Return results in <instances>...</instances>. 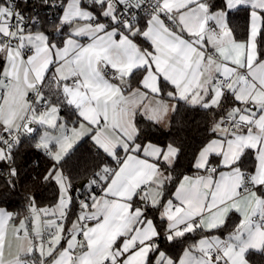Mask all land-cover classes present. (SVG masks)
Listing matches in <instances>:
<instances>
[{
  "label": "snow or ice",
  "instance_id": "1",
  "mask_svg": "<svg viewBox=\"0 0 264 264\" xmlns=\"http://www.w3.org/2000/svg\"><path fill=\"white\" fill-rule=\"evenodd\" d=\"M87 3L99 14L82 0L61 5L55 31L69 30L55 41L28 27L18 0H0L6 182L18 175L13 148L38 124L35 147L53 162L42 180L58 186L54 204L39 207L29 194L24 212L0 207V264H250L264 254V0H154L143 26L133 10L145 0ZM233 10L247 15L243 39ZM171 101L199 107L210 123L192 165L200 174L183 176L165 201L180 149L138 143L137 116L167 126ZM62 109L75 116L71 128ZM83 137L115 166L100 165L79 199L63 163ZM150 211L166 241L199 239L170 257ZM233 213L238 222L222 233Z\"/></svg>",
  "mask_w": 264,
  "mask_h": 264
},
{
  "label": "trees",
  "instance_id": "2",
  "mask_svg": "<svg viewBox=\"0 0 264 264\" xmlns=\"http://www.w3.org/2000/svg\"><path fill=\"white\" fill-rule=\"evenodd\" d=\"M64 3L67 0H62ZM85 5L87 0H82ZM95 11L99 9L94 6H89ZM146 16H139V23H142ZM231 26L236 29L237 38L243 39V31L247 24V15L245 12L233 10L230 17ZM58 19L50 21L44 16L39 25L31 27L32 31H43L55 41H62L64 34L68 32V28L64 27L63 32L57 33L55 25ZM261 58H264L262 56ZM51 75V73H49ZM231 102V97L228 98V103ZM177 107L170 116L169 126L162 127L159 124H154L148 121L143 115L138 114L137 124L141 129L140 139L138 143L152 141L160 145L168 143L174 144L180 149L179 154L175 160L173 168L170 170L174 177V182L166 185L167 195L166 199L173 192L179 179L188 173H192L194 157L206 139L209 138L208 115L199 107H194L186 104L184 101H177ZM60 117H63L67 122H72L75 116L67 109L60 111ZM37 140V133H25L21 135L19 143L12 150L13 162L12 166L16 168L18 175L13 178L14 186L7 183L8 177L0 175V207H4L13 212H24L27 195L31 194L35 197L36 203L39 207L54 204L58 196V186L55 182L46 183L42 180L43 175L52 165V160L44 149H37L35 143ZM253 157L250 155L245 160L246 166H251ZM108 163L113 165L114 161L106 157L102 152H98L90 137H83L77 141L73 148L66 155L63 163V171L71 178L72 189L71 194L75 198L76 195H86L89 191L87 182L83 187H79V183L91 177V175L102 165ZM0 166L5 170L8 169V162H0ZM98 191V190H97ZM78 210L76 203L72 206L71 218ZM149 216L154 218L161 230V237L159 239L160 248L166 252L177 255L180 250L189 242L194 240L197 235L187 234L185 238H177L176 241H166L163 237L164 225L160 223L158 211L149 212ZM238 221V215L233 213L227 222V227L222 229L226 231L231 229ZM251 264H264V254L253 252L250 257Z\"/></svg>",
  "mask_w": 264,
  "mask_h": 264
},
{
  "label": "built area",
  "instance_id": "3",
  "mask_svg": "<svg viewBox=\"0 0 264 264\" xmlns=\"http://www.w3.org/2000/svg\"><path fill=\"white\" fill-rule=\"evenodd\" d=\"M18 2L20 8L23 10L24 16L28 18L29 28L39 25L42 22L44 16L50 21L58 19L63 13V7L61 5H66V3H64L62 0H48L46 4L44 3V0H27L26 4L24 0H18ZM153 2L154 0H145L143 7L133 10L137 20L139 19V16H148V13L151 11L150 4ZM32 17H35V23L32 22ZM111 166H115V164ZM7 171L8 169L5 170L0 166V175H6ZM84 197V195L78 194L75 198L83 199Z\"/></svg>",
  "mask_w": 264,
  "mask_h": 264
},
{
  "label": "crops",
  "instance_id": "4",
  "mask_svg": "<svg viewBox=\"0 0 264 264\" xmlns=\"http://www.w3.org/2000/svg\"><path fill=\"white\" fill-rule=\"evenodd\" d=\"M68 2H69V0H67L66 4H67ZM82 6L88 8V10H90V11L96 13L97 15L99 14V11H100V10L95 11V9L89 7L88 5H85L84 3H82ZM147 18H148V16H146L145 19L143 20V22L140 23L141 26L144 25V23H145V21L147 20ZM101 21H102V22H106L105 19L102 18V17H101ZM68 30H69V29H68ZM78 39H81V42H86V41H87V38H86V37H85V38H78ZM145 46H147V45H145ZM29 54H30V53H29ZM262 59H264V58H262ZM167 90H168V89H167V87H166V88H165V91H167ZM171 103H172V104H176L177 101H171ZM229 103H230V102H229ZM172 112H173V111H170L169 116H168V118H167V126H165L164 124H159V125H161V126L164 127V128H167V127L169 126L170 116H171ZM59 115H60V113H59ZM141 115H142V114H141ZM61 122H63V121H61ZM71 126H72V122H68V127L71 128ZM39 127H40V125L36 124L35 129H34V132L37 133ZM149 142H151V143L154 144V145L160 146V147H162V148H166L167 145L170 144V143H168V144L162 146V145L157 144V143L152 142V141H146V142H144L143 144H147V143H149ZM172 145L175 146L174 144H172ZM175 147H176V146H175ZM53 149H55L54 146H53ZM121 155H122V153H121ZM213 163H216V160H215V159H213ZM197 174H200V173H198L197 170L195 169L192 173L184 174L183 176L188 175V176H193V177H194V176L197 175ZM183 176H182L180 179H182ZM180 179H179V181H180ZM179 181H178V183L176 184L175 188L178 186ZM87 187H88V185H87ZM175 188H174L173 192L175 191ZM173 192H172V193H173ZM170 196H171V195H170ZM170 196H169V197H170ZM169 197H167V198L165 199V201H166ZM55 203H56V202H55ZM3 208H4V207H3ZM75 214H76V213H75ZM236 214H237V213H236ZM158 215H159V211H158ZM237 215H238V214H237ZM159 217H160V216H159ZM74 218H75V215L71 218V220L74 219ZM238 219H239V217H238ZM70 222H71V221H70ZM70 222H69V223H70ZM237 222H238V221H237ZM165 223H166V222H165ZM231 229H232V228H231ZM231 229L226 230V231H222V233H227V232L230 231ZM190 234H193V233H190ZM197 239H199V235H198V234L194 237V240H197ZM194 240H192V241L189 242V243H192ZM189 243H188V244H189ZM185 246H187V244H186ZM185 246H184V247H185ZM184 247H183V248H184ZM183 248L180 250V252H179L177 255H172V254L166 252L165 250H163L162 248H161V250H162V251H165L166 254L169 255L170 257L178 258L179 255L182 253ZM152 259H153V260L155 259V256H154V255H153ZM250 264H251V263H250Z\"/></svg>",
  "mask_w": 264,
  "mask_h": 264
},
{
  "label": "rangeland",
  "instance_id": "5",
  "mask_svg": "<svg viewBox=\"0 0 264 264\" xmlns=\"http://www.w3.org/2000/svg\"><path fill=\"white\" fill-rule=\"evenodd\" d=\"M43 130H44V128L42 126H40L39 129H38V131H37V138L43 132ZM52 150L55 151L56 149H52Z\"/></svg>",
  "mask_w": 264,
  "mask_h": 264
},
{
  "label": "water",
  "instance_id": "6",
  "mask_svg": "<svg viewBox=\"0 0 264 264\" xmlns=\"http://www.w3.org/2000/svg\"><path fill=\"white\" fill-rule=\"evenodd\" d=\"M35 126H36V124H33V125H32V127H33L34 129H35ZM86 182H87V179L81 181V182L79 183V187H83L84 184H85Z\"/></svg>",
  "mask_w": 264,
  "mask_h": 264
}]
</instances>
